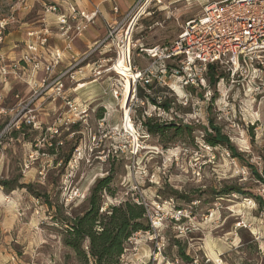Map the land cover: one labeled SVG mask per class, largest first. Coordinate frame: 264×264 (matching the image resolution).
Segmentation results:
<instances>
[{
	"label": "rangeland",
	"instance_id": "obj_1",
	"mask_svg": "<svg viewBox=\"0 0 264 264\" xmlns=\"http://www.w3.org/2000/svg\"><path fill=\"white\" fill-rule=\"evenodd\" d=\"M101 1L0 0V182L10 181L0 184V264H81L62 244L64 218L85 211L106 177L100 213L128 201L149 226L118 264H264V74L253 83L215 66V85L206 71L196 88L168 75L167 85H138L123 115L129 57L138 69L151 63L138 45L171 44L214 0L133 3L127 13L144 14L129 41L132 12L111 37L101 14L82 33L78 18L59 23L69 4ZM148 120L163 133L150 134ZM210 124L239 157L207 143Z\"/></svg>",
	"mask_w": 264,
	"mask_h": 264
},
{
	"label": "built area",
	"instance_id": "obj_2",
	"mask_svg": "<svg viewBox=\"0 0 264 264\" xmlns=\"http://www.w3.org/2000/svg\"><path fill=\"white\" fill-rule=\"evenodd\" d=\"M137 10V6H133L120 22H113L109 27L108 36L111 37L112 33L124 24L128 15L132 12L134 16ZM66 11L67 16L66 14L58 16L63 19L59 23L64 24L65 17L72 20L78 18L79 23L76 26L78 33L87 29L94 18L101 14L97 6L86 12L75 10L69 4ZM112 14H119L116 5L112 8ZM46 33L47 30L40 32L41 35ZM38 40L40 49H43L46 38L42 36ZM28 49L36 50L35 47ZM137 49L139 53L146 55L151 63L144 69L132 67L130 63V69L135 77L133 98L138 85L140 87L153 84L167 85L165 79L168 75L177 79L182 86L196 88L208 66L226 68L231 72L232 78L248 73V78L253 83L256 80L261 81L264 74V0H214L203 6L199 16L187 20L182 25L176 40L171 44L148 48L140 44ZM30 60V56L25 55L24 62L27 64ZM177 60L180 67L165 66V62ZM185 76L188 79L185 80Z\"/></svg>",
	"mask_w": 264,
	"mask_h": 264
},
{
	"label": "trees",
	"instance_id": "obj_3",
	"mask_svg": "<svg viewBox=\"0 0 264 264\" xmlns=\"http://www.w3.org/2000/svg\"><path fill=\"white\" fill-rule=\"evenodd\" d=\"M214 70L215 66H208L210 85H215L220 77L214 75ZM144 128L152 135L162 134L165 130L163 126L151 124L149 120L145 122ZM210 129L213 134L206 136L209 145L224 144L235 157H239L217 128L210 124ZM255 176L263 181L258 174ZM110 183L109 177L99 179L90 192L87 209L73 217L64 218L68 226L62 233V244L74 253L81 264H118L125 242L134 233L149 229L145 209L135 203L126 201L100 213V195L103 191L110 193ZM0 184L8 188L10 181H1Z\"/></svg>",
	"mask_w": 264,
	"mask_h": 264
},
{
	"label": "bare ground",
	"instance_id": "obj_4",
	"mask_svg": "<svg viewBox=\"0 0 264 264\" xmlns=\"http://www.w3.org/2000/svg\"><path fill=\"white\" fill-rule=\"evenodd\" d=\"M148 1H152V0H148ZM148 4V2L146 3ZM144 14V8H139L137 10V12L135 13V15L133 16V19H132V22L130 24V27L128 28V33H127V37H126V41H129V38L131 36V34L133 33L134 31V26L136 24V22L138 21V19ZM132 37V36H131ZM125 38V37H124ZM132 39V38H131ZM131 45H132V41H131ZM131 45H130V50H131ZM119 70H122L121 68H119ZM123 73V71H121ZM124 73H125V77H126V80H124V85H126V91L122 97V100L120 102V105H121V110L123 112V115H126L128 113V105H129V102L132 100L133 98V89H134V84H133V78L134 77V74L133 72L131 71L130 69V61L127 63L125 69H124ZM130 75H131V78H132V82L130 80ZM124 85H122L124 88ZM126 124H128V126L131 124L132 125V121L130 119V116L128 114V119L127 121L125 122Z\"/></svg>",
	"mask_w": 264,
	"mask_h": 264
},
{
	"label": "crops",
	"instance_id": "obj_5",
	"mask_svg": "<svg viewBox=\"0 0 264 264\" xmlns=\"http://www.w3.org/2000/svg\"><path fill=\"white\" fill-rule=\"evenodd\" d=\"M139 0H114V2H110L107 0H102L100 5H92L89 4L87 9H82L83 11L90 12L92 10L93 6H97L100 10V13L102 15L101 20L98 22L99 27L98 29H104V23L106 25L113 23L114 20L117 19V17H120L127 13L128 9L132 6L133 3H137ZM115 3V4H114ZM113 5H116L119 9V14L113 15L109 12L110 6L113 7ZM111 7V8H112ZM109 12V13H108ZM104 21V22H103ZM97 29V30H98ZM93 31V30H92ZM92 37V35H91ZM90 35L87 33L86 38L83 40V43H88L90 45ZM94 42V40H92Z\"/></svg>",
	"mask_w": 264,
	"mask_h": 264
}]
</instances>
